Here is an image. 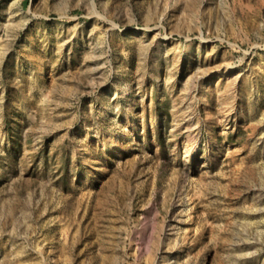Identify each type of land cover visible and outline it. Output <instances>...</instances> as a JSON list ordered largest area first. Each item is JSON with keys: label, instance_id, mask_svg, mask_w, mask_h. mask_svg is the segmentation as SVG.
Masks as SVG:
<instances>
[{"label": "rangeland", "instance_id": "obj_1", "mask_svg": "<svg viewBox=\"0 0 264 264\" xmlns=\"http://www.w3.org/2000/svg\"><path fill=\"white\" fill-rule=\"evenodd\" d=\"M0 264H264V0H0Z\"/></svg>", "mask_w": 264, "mask_h": 264}]
</instances>
